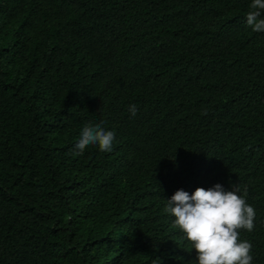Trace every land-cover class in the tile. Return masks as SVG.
Segmentation results:
<instances>
[{
    "label": "trees",
    "instance_id": "trees-1",
    "mask_svg": "<svg viewBox=\"0 0 264 264\" xmlns=\"http://www.w3.org/2000/svg\"><path fill=\"white\" fill-rule=\"evenodd\" d=\"M251 2L0 0V264H195L165 200L217 183L255 209L240 239L264 264ZM89 123L111 152L73 154Z\"/></svg>",
    "mask_w": 264,
    "mask_h": 264
},
{
    "label": "clouds",
    "instance_id": "clouds-1",
    "mask_svg": "<svg viewBox=\"0 0 264 264\" xmlns=\"http://www.w3.org/2000/svg\"><path fill=\"white\" fill-rule=\"evenodd\" d=\"M246 15V24L253 32H264V0H252ZM134 117L138 108L129 105ZM116 134L106 130L102 123L85 124L72 151L82 155L90 145L98 146L101 152H111ZM226 191L219 183L208 189L197 188L191 195L177 190L163 209L174 217L172 227L180 230L181 238L196 252L195 264H252L251 242L240 239L239 230L254 229L255 209L240 195L239 184ZM246 194L247 189H244Z\"/></svg>",
    "mask_w": 264,
    "mask_h": 264
}]
</instances>
